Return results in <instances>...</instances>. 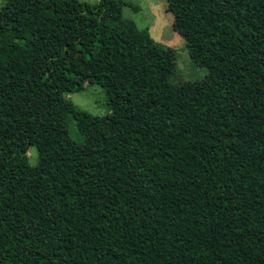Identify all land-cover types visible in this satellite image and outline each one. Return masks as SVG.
I'll return each mask as SVG.
<instances>
[{
	"label": "trees",
	"instance_id": "obj_1",
	"mask_svg": "<svg viewBox=\"0 0 264 264\" xmlns=\"http://www.w3.org/2000/svg\"><path fill=\"white\" fill-rule=\"evenodd\" d=\"M124 7L0 8V264H264V0H186L206 75L178 83Z\"/></svg>",
	"mask_w": 264,
	"mask_h": 264
},
{
	"label": "rangeland",
	"instance_id": "obj_2",
	"mask_svg": "<svg viewBox=\"0 0 264 264\" xmlns=\"http://www.w3.org/2000/svg\"><path fill=\"white\" fill-rule=\"evenodd\" d=\"M95 4L98 0H78ZM132 7L122 9V17L132 21L138 29L163 46L170 47L175 55V71L172 82H195L206 75L198 57V44L188 32L189 21L186 14V0H123ZM5 0H0V8ZM133 6L135 8H133ZM67 97L72 103L92 116H106L110 106L106 92L97 85L86 84L83 91L70 92ZM70 134L79 141L73 121L69 122ZM28 162L35 167L38 154L34 147L29 150Z\"/></svg>",
	"mask_w": 264,
	"mask_h": 264
}]
</instances>
